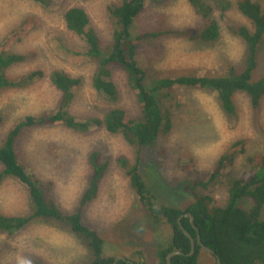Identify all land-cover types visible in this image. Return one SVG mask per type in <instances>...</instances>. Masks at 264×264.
Listing matches in <instances>:
<instances>
[{
    "label": "rangeland",
    "instance_id": "obj_1",
    "mask_svg": "<svg viewBox=\"0 0 264 264\" xmlns=\"http://www.w3.org/2000/svg\"><path fill=\"white\" fill-rule=\"evenodd\" d=\"M259 1L264 7V0ZM119 3L120 0H52L51 7L41 8L29 0H0V43L22 28L25 20H31L32 26L27 33L21 32L10 47L12 53L25 56V61L9 68L7 78L15 81L30 72L42 73L26 88L0 93V141L24 117L39 116L56 108L60 93L49 80L54 70L82 79L68 109L76 119H102L113 108L123 109L133 118L139 116L135 93L128 87L121 69H111L117 91L115 102H108L94 90L95 66L81 55L84 44L65 29L62 19L68 8H83L99 38L109 42L113 27L107 7ZM213 17L220 25L219 39L203 43L193 39L203 21L187 0H148L134 21L133 37L165 31L170 34L146 36L140 41L136 58L147 76L152 79L192 73L222 75L230 67L240 71L245 44L231 29L251 28L250 22L235 8L224 14L215 10ZM257 58L255 76L259 77L264 74V41ZM173 94L172 104L180 105L174 110V133L166 141L160 138L152 147L143 148L139 168L156 207L167 205L183 210L192 203L182 191L190 182L189 176L190 180H205L219 157L233 150L237 154L230 170L240 174L251 168L248 158L264 153V100L258 109H253L249 98L237 93L233 96L236 114L227 117L212 92L176 88ZM238 142H243V146L234 149L233 144ZM15 144L29 171L45 188L46 197L66 213L79 206L91 175L88 156L99 152L100 163L107 162V169L97 197L82 210L83 223L103 239V257L122 256L133 264L139 260L159 264L158 249L169 243L172 230L163 218L154 219L130 188L117 159L125 157L133 164L135 152L120 136L109 134L103 127L79 134L60 125L38 126L23 129ZM152 169L159 170L168 189L153 181ZM227 190L225 178L214 184L213 205H226ZM0 211L10 216L28 215L27 190L14 180L5 181L0 187ZM91 261L87 242L59 224L34 221L19 233H0V264H90ZM198 264L215 261L201 251Z\"/></svg>",
    "mask_w": 264,
    "mask_h": 264
},
{
    "label": "trees",
    "instance_id": "obj_2",
    "mask_svg": "<svg viewBox=\"0 0 264 264\" xmlns=\"http://www.w3.org/2000/svg\"><path fill=\"white\" fill-rule=\"evenodd\" d=\"M29 1L41 8H49L52 5V0ZM147 1L120 0L118 5L107 7V14L113 27L109 42H103L99 38L83 8L71 7L63 12L65 29L84 44L81 55L95 66L92 76L94 90L108 102H115L117 91L111 80V69L114 67L121 69L126 74L128 87L135 93L139 116L133 118L123 109L113 108L108 110L102 119H76L68 109L82 84V79L71 77L61 70H54L49 80L53 88L60 93L56 108L39 116L24 117L21 119L23 121L20 120L13 126L0 141V187L7 180H14L22 185L28 192L30 210L26 216L4 215L0 211V233L9 235L19 233L34 221L59 224L66 227L73 236L87 242V248L92 256L90 264H113L115 258L102 256L103 239L83 223L82 210L97 197L98 187L107 169V162L100 163V153L89 154L88 165L91 175L88 186L82 193L77 209L72 213H66L46 197L45 188L29 171V165L19 156L15 144L21 131L27 128L60 125L75 133L86 134L92 128L103 127L109 134L120 136L134 149V163L132 164L125 157H119L118 166L127 176L129 186L139 202L147 208L154 219L163 218L172 230L169 243L158 249L159 264H166V257L174 251L189 253V241L177 224V218L184 213H190L194 217V226L198 229L202 243L215 252L221 264H264V219L262 218L264 153L248 158L252 166L248 171L240 174L230 170L237 154L233 150L219 157L214 169L205 180L199 178L190 180L192 176H189L190 182L182 191L185 192L186 199L189 197L192 199V203L183 211L167 205L156 207L153 202L154 197L139 168L141 164L139 155L143 152V148L152 147L160 138L166 141L174 133L176 127L174 110L180 107L179 104H172L173 92L176 88L213 92L216 94L221 111L227 117H234L236 114L233 96L237 93L245 94L253 109L260 107L264 100V74L256 77L255 73L258 68V49L264 41V7L259 0L235 2L187 0L195 15L203 21L202 28L195 31L193 39L203 43H211L219 39L220 25L213 17L215 10L224 14L235 8L250 22L251 28L238 26L231 29V33L245 44L243 67L240 71L230 67L222 75L192 73L150 79L137 61L138 45L146 36L157 37L170 34V31L133 37L134 21L144 10ZM22 24V28L8 34L0 43V93L6 89L26 88L42 76V73L30 72L15 81L9 80L6 76L9 68L25 61V56L12 53L10 50L21 32L27 33L32 28L31 20H25ZM243 144V142L233 144L234 149ZM163 158L165 156L161 159ZM151 171L153 181H156L158 187L163 185L168 189L159 170ZM223 178L228 185L227 202L224 207H219L213 205L211 192L214 184ZM181 226L191 237L196 238V232L191 227L189 219H182ZM200 252V247L196 245L192 256H175L171 259V263L198 264ZM117 264L127 263L118 261Z\"/></svg>",
    "mask_w": 264,
    "mask_h": 264
},
{
    "label": "water",
    "instance_id": "obj_3",
    "mask_svg": "<svg viewBox=\"0 0 264 264\" xmlns=\"http://www.w3.org/2000/svg\"><path fill=\"white\" fill-rule=\"evenodd\" d=\"M187 218L190 219V222H191V226L192 228L195 230L196 232V238L195 240L191 237V235L180 225V222L178 220V224H179V228L180 230L182 231V233L188 238L189 242H190V253L188 254H184L182 253L181 251H174L172 253H170L166 259H165V262L166 264H172L171 263V259L175 256H186V257H189V256H192L194 254V248H195V244H197L199 247H200V250L203 251L204 253L212 256L214 258V261H215V264H221V261H220V258L215 254V252L213 250H211L210 248L206 247L201 239H200V236L198 235V229L194 226L193 224V217L191 216V214H186ZM118 261H126L125 258H123L122 256H118L114 259V262L113 264H117ZM127 264H133L129 261H126Z\"/></svg>",
    "mask_w": 264,
    "mask_h": 264
},
{
    "label": "flooded vegetation",
    "instance_id": "obj_4",
    "mask_svg": "<svg viewBox=\"0 0 264 264\" xmlns=\"http://www.w3.org/2000/svg\"><path fill=\"white\" fill-rule=\"evenodd\" d=\"M183 210H185V209H183ZM182 210V211H183ZM186 214H188V213H184V214H182V215H180L178 218H177V224H178V220H179V222H180V225H181V220L182 219H184V218H187V217H185L186 216ZM190 214V213H189ZM192 216V215H191ZM193 217V216H192ZM194 218V217H193ZM187 219H189V218H187ZM189 222H190V219H189ZM193 224H194V219H193ZM190 225H191V222H190ZM178 227H179V224H178ZM192 227V226H191ZM180 229V228H179ZM181 231V230H180ZM182 232V231H181ZM184 235V234H183ZM199 235V234H198ZM185 236V235H184ZM186 237V236H185ZM187 238V237H186ZM193 238V237H192ZM188 239V238H187ZM194 239V238H193ZM195 240V239H194ZM189 241V240H188ZM189 245H190V242H189ZM196 245L197 244H195V247H196ZM194 250H195V248H194ZM195 252V251H194ZM189 253H190V250H189ZM127 261V260H126ZM125 261V262H126ZM138 263H143V260H139L136 264H138Z\"/></svg>",
    "mask_w": 264,
    "mask_h": 264
},
{
    "label": "bare ground",
    "instance_id": "obj_5",
    "mask_svg": "<svg viewBox=\"0 0 264 264\" xmlns=\"http://www.w3.org/2000/svg\"><path fill=\"white\" fill-rule=\"evenodd\" d=\"M114 20V19H113ZM32 78V77H31ZM122 83H124V82H122ZM21 85V84H20ZM213 93V92H212ZM216 96V95H215ZM23 121V120H22ZM41 121H43V120H41ZM30 123V122H29ZM37 123V122H36ZM25 142V141H24ZM27 184V183H26ZM31 186V185H30ZM32 187V186H31ZM66 188V187H65ZM75 218V217H74ZM184 221V220H183ZM1 222V221H0ZM72 222H73V220H72ZM189 228V227H188ZM84 230V229H83ZM84 232V231H83ZM86 232V231H85ZM82 233V232H81ZM189 233V232H188ZM2 237V236H1ZM29 247V246H28ZM146 252V251H145ZM168 252V251H167ZM35 256V255H34ZM118 263V262H117ZM19 264V263H18Z\"/></svg>",
    "mask_w": 264,
    "mask_h": 264
}]
</instances>
